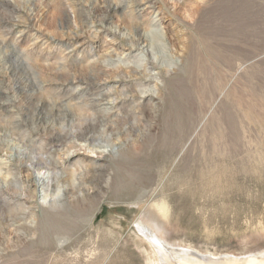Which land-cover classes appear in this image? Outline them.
<instances>
[{
	"label": "rangeland",
	"instance_id": "1",
	"mask_svg": "<svg viewBox=\"0 0 264 264\" xmlns=\"http://www.w3.org/2000/svg\"><path fill=\"white\" fill-rule=\"evenodd\" d=\"M130 2L140 6L134 20L148 46L131 48L130 18L109 9L119 3L129 13ZM98 61L125 69L104 76L103 107L134 109L139 120L123 116L95 143L122 148L107 163L109 193L96 211L51 208L40 194L31 211L0 204V264H175L181 250L206 259L264 253V0H0L1 186L12 173L29 183L16 157L34 129L27 100L14 91L34 94L24 84L30 76L5 71L42 73L37 92L57 100L66 98L63 84L49 80L59 65ZM115 75L133 82L116 84ZM82 151L66 165L60 159L63 171L80 166ZM156 203L168 206L165 223L152 219Z\"/></svg>",
	"mask_w": 264,
	"mask_h": 264
},
{
	"label": "bare ground",
	"instance_id": "2",
	"mask_svg": "<svg viewBox=\"0 0 264 264\" xmlns=\"http://www.w3.org/2000/svg\"><path fill=\"white\" fill-rule=\"evenodd\" d=\"M175 1L179 2V0ZM119 5V3L110 4L109 9H112V12H123L125 16L130 18L132 27H134V34L125 41L130 44L131 48L146 44L148 46L149 40L147 34L145 35L144 33V26L134 20V15L138 12L140 6L130 2L127 6L130 11L125 13L126 9H120ZM112 30H115L114 34L118 31L117 28H111ZM129 68L130 72L140 75V80H145L149 77L147 68L142 70L137 67ZM108 69L100 61L87 65H69L68 62L61 66L59 65L56 68L57 77L54 78L55 80H49L51 82L59 81L63 84L62 87L64 89L62 91L64 90V93H66L64 95L66 98L60 97L57 100L42 97L37 92L36 89H41L42 85L47 82L42 73L39 72L38 77L34 78L29 70L23 68L12 67L5 69L7 77H16L17 73L20 72L21 75L22 71L30 76L29 78L25 77L28 80L24 84L32 86L33 90L31 92H34V94L24 93L17 87L14 91L20 93L21 101L25 102L27 100L29 104L28 115L33 118L34 129L31 135L27 137L28 139H26V149L19 151L16 157V170L27 173L29 183L27 184L22 180L18 173H12L8 186L3 187L0 184V204H4L11 209L19 205V203H23L20 206L21 209L31 211L30 206L32 204L30 201L37 199L40 194L43 204L51 208H60L61 205V207H75L77 211L90 208L96 211L97 204H94V202L101 203L110 189L111 177L108 174L107 163L113 159L115 154L120 153L122 148L117 146L112 139H108L106 143H101L105 145L97 146L95 143L98 138L106 136L109 130H113L117 125L122 124L123 116L129 118L130 121H136V126L139 124L134 109L130 108L126 111L118 110L113 112L114 108L109 110L103 107V102L107 101L109 97L108 93H104L101 90L103 86H106V83L103 82L104 76L107 72L123 74L125 71L122 67L111 69V71ZM110 79L116 81V84L119 85L133 82V80L126 81L125 75L110 76ZM73 88H76V90L70 94ZM98 89H100L98 94H92L94 90ZM0 95H4V89L2 90L1 87ZM153 99V97L149 98V100ZM75 100L77 103H72ZM140 103L138 102L136 107L141 108L142 104ZM78 142L89 144V148L82 147V144L78 145ZM95 148H103L104 150L94 151ZM88 149L95 155V158L89 159L92 156L85 155ZM82 150L85 151L83 160L81 159L80 168L78 167L68 173L63 171L60 159H63L66 165L67 162L72 161L75 157H79L81 152H83ZM73 151L75 153L72 154ZM43 170H45V173H40ZM7 194L10 196L9 198L6 197ZM142 199L143 196L138 198V203H142ZM149 210L155 223H159V221L165 223L168 220V206L166 203H156L149 207ZM21 227L27 232L32 230L30 227L23 225ZM140 229L144 236H147L158 248H162L163 245L152 229L146 225H141ZM178 254L179 257L175 259V264H264V253L244 259L230 257L206 259L198 257L187 250H181Z\"/></svg>",
	"mask_w": 264,
	"mask_h": 264
}]
</instances>
